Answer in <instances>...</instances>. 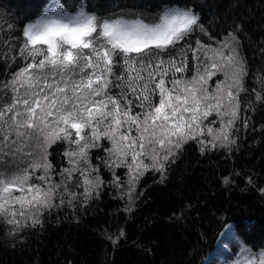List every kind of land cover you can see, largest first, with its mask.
Returning a JSON list of instances; mask_svg holds the SVG:
<instances>
[{
  "label": "snow or ice",
  "instance_id": "snow-or-ice-1",
  "mask_svg": "<svg viewBox=\"0 0 264 264\" xmlns=\"http://www.w3.org/2000/svg\"><path fill=\"white\" fill-rule=\"evenodd\" d=\"M87 9L84 0L74 12L56 5L23 23L15 35L25 64L2 86L0 220L17 231L29 220L39 224L45 210L99 194L103 181L90 162L91 149L104 148L107 158L100 159L117 188L115 169H127L131 200L140 177L149 170L163 173L189 141L199 143L202 153L209 147L230 150L236 142L231 132L249 74L235 34L240 25L216 47L199 39L195 47H180L197 30L207 35L190 7H164L148 22L131 9L106 16ZM193 65L190 79L178 75ZM221 75L213 88L210 81ZM260 83L261 90L253 91L264 104V77ZM217 122L219 128H213ZM57 142L68 144L63 155L69 165L57 173L58 182L48 151ZM222 182L230 183L229 177ZM228 264H264V247L241 244Z\"/></svg>",
  "mask_w": 264,
  "mask_h": 264
},
{
  "label": "trees",
  "instance_id": "trees-1",
  "mask_svg": "<svg viewBox=\"0 0 264 264\" xmlns=\"http://www.w3.org/2000/svg\"><path fill=\"white\" fill-rule=\"evenodd\" d=\"M84 2L88 11L101 16L131 9L143 14L146 22L164 7H190L200 15L207 35L197 30L180 47L189 43L195 47L198 39L216 47L240 25L235 34L249 74L244 80L247 91L240 94L239 119L231 132L236 142L230 150L209 147L202 153L199 143L189 141L165 164L163 173L149 170L140 177L131 200L127 169H115L121 181L117 188L113 172L100 159L107 158L104 148L91 149L90 162L100 169L103 181L99 194L45 210L39 224L33 226L29 220L18 231L0 220V264H228L241 244L264 247V193L260 191L264 189V104L256 101L253 91L261 90L264 77L259 71L264 66V0ZM56 5L74 12L79 0H0V102L5 98L3 84L25 64L16 46L18 29ZM194 71L193 65L178 75L190 79ZM216 79L223 76L210 81L213 88ZM219 126V122L212 125ZM101 144L110 147L107 140ZM67 148V143L57 142L48 150L57 182L59 170L69 166L63 155ZM225 176L230 183L222 182ZM72 190L83 192L82 188Z\"/></svg>",
  "mask_w": 264,
  "mask_h": 264
},
{
  "label": "rangeland",
  "instance_id": "rangeland-1",
  "mask_svg": "<svg viewBox=\"0 0 264 264\" xmlns=\"http://www.w3.org/2000/svg\"><path fill=\"white\" fill-rule=\"evenodd\" d=\"M157 15V14H156ZM156 15H154L153 17H151L148 21H151Z\"/></svg>",
  "mask_w": 264,
  "mask_h": 264
}]
</instances>
